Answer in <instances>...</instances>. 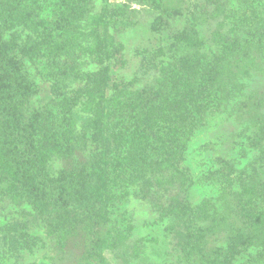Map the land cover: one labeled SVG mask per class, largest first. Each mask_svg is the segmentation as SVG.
I'll return each instance as SVG.
<instances>
[{"label": "rangeland", "instance_id": "1", "mask_svg": "<svg viewBox=\"0 0 264 264\" xmlns=\"http://www.w3.org/2000/svg\"><path fill=\"white\" fill-rule=\"evenodd\" d=\"M30 1L0 0L7 8L15 2L17 9L28 4L25 10L22 7V13L33 22L18 23L13 14L11 27L9 18L0 16V58L13 62L22 80L25 100L20 106L24 119L21 127L27 124L41 128L48 113L53 112L51 126L66 132L61 146L49 144L53 153L44 169L65 194L79 185L87 192L96 184L91 168L102 152V141L90 127L93 111L86 104L89 90L97 83L92 78L102 67L110 69L108 87L104 88L106 99L117 90L136 94L162 82L161 66L174 54L169 48L180 55L189 51L185 50L188 45L183 35L190 22L195 30H201L204 41L199 51L213 63L225 58L221 44L212 42L219 20L235 11H251L241 0H157L156 4L152 0H91L98 19L104 10L113 11L114 16L97 30L116 42L111 47L113 57L100 64L90 53L75 49L70 30L56 29L64 19L61 1ZM224 9L228 12L223 13ZM123 11L129 20L123 17ZM228 21L220 29L223 32L229 27ZM230 22L237 26L233 19ZM60 35L67 36L68 48H63ZM79 42L84 43L81 39ZM237 58L234 55L229 62ZM240 59V65L232 62L236 90L231 91L232 97H228L227 90L217 99L219 109L192 139L187 160L179 169L158 170L143 182L116 187L111 194L115 207L107 209L105 215L100 200L93 206L92 198H76L73 206L67 205L72 211L69 223L73 227L67 228L64 245L60 243L64 236L51 233L38 209L40 198L24 181L23 173L31 167L27 147L31 135L25 129L18 130L10 142L12 156L5 159L18 172L16 178L4 174L10 168L0 161V264H188L190 234L186 220L177 214L203 203L205 198L215 202L216 207H209L211 215L199 221L209 229V235L202 256L198 251L190 252V264L200 258L210 263L208 252L227 248L235 250L230 251L224 264H264V232L253 233L242 221L237 222L227 206H237L244 181L255 186L253 207L264 209V46ZM61 101L66 105L63 110L58 108ZM3 113L0 111L1 116ZM3 117L2 122L8 120ZM216 171L229 175L230 183L215 179L211 174ZM105 199L101 196L102 202ZM233 229L237 239L231 242L228 237ZM122 233L123 239L119 236ZM97 246L102 247L101 259L93 255Z\"/></svg>", "mask_w": 264, "mask_h": 264}, {"label": "trees", "instance_id": "2", "mask_svg": "<svg viewBox=\"0 0 264 264\" xmlns=\"http://www.w3.org/2000/svg\"><path fill=\"white\" fill-rule=\"evenodd\" d=\"M59 1H61V12L63 11L64 19L63 24L56 25V29L70 30L71 40L78 52L90 53L96 57L100 64L111 59L114 55V50L111 47L116 42L112 37L99 35L97 30L99 26H104L108 17L114 18L113 11H102L103 13L98 19V15L94 14L92 10L91 0H57V2ZM152 1L157 3V0ZM241 2L245 3V7L250 8L251 11L248 13L245 10L240 14L235 11L230 17V14H225L217 24L218 29L213 33L212 42L221 44L222 56L225 57L223 59L209 63L198 49L200 42L204 41L200 36L201 30H195L190 22L183 35L188 45L185 50L189 51L181 52L182 55H180L173 47L169 48V53L174 52V54L168 56L170 61L165 66H161L163 80L158 85H152L136 94L127 90H117L112 98L106 99L104 88L108 87L106 80L110 78V69L101 66L97 75L92 78L97 83L89 90L88 103L86 104L87 108L93 111L90 127L97 131L96 133L102 141V152L98 157H95L91 168L96 184L90 187L87 192L78 188L82 187L79 185L77 188L69 190L71 195L62 192L63 195L58 183L45 173L46 160L53 153V148L49 144L57 143L61 146L66 132L56 131V128L51 126L50 118L53 112L48 113L49 116L41 128L27 124H23L24 126L21 127L24 119L20 106L25 100L22 80L14 63L6 62L0 58V111L6 112L0 117H8V120L6 119L7 121L4 122L0 119V161L1 163L5 161L2 165L10 168L4 174H7V177L12 174L11 178L13 179L14 176L16 178L18 172L9 164L10 161L7 163L6 160L8 161L12 156L9 150L12 136L17 135L18 130L25 129L24 131L31 135L27 142L28 162L31 167L23 173V178L37 199L40 198L37 203L38 209L49 223L51 233L61 238L64 236L60 242L61 245H64L66 241L67 228L73 227L69 223L72 211L67 205H74L73 201L76 198L77 200L81 199V196L82 198L84 196L92 198L93 206L100 200V204L104 206L103 213L105 215L107 209L109 211L115 207L114 196L111 195L114 192L113 189L119 186L125 187L130 183L143 182L150 175L159 172L158 170L176 171L179 169L178 166L187 160L186 157L193 146L192 139L204 130L209 117L215 115L216 110L219 109L217 99L221 95L223 96L227 90L229 91L228 97H232L231 91L236 90L233 84V81L236 80L235 64L240 65V58L243 54L248 58L251 50L254 48L259 50L264 46V2L262 0H241ZM11 4L7 8L4 2H0V16L8 17L7 21L11 27L15 20V18L12 19L13 14H15L18 23L32 25L33 22L29 21L22 13V7L25 10L28 4H21L20 9L16 8V2ZM258 5H261L262 8H258ZM222 9L223 6L219 8L220 11ZM227 12L228 10H223V13ZM201 15L202 11L199 18ZM123 17L129 20L130 16L126 11H123ZM227 18L229 27L223 32L220 29L227 25ZM230 19L236 21L237 26L234 27ZM66 37V35H60L64 49L69 46ZM78 39H81L85 44L78 43ZM159 51L161 52V49ZM234 55L238 56L236 60H231L235 64L229 62L230 57L234 58ZM73 62L75 63V60ZM97 99L98 101H96ZM90 101L93 102L89 103ZM64 107H66L64 104L58 106L61 110ZM13 117L16 118H14L15 121H11ZM12 123L20 125H12ZM33 127L34 129H32ZM52 131L54 134H50ZM35 133L37 134L35 135ZM158 163L161 165L159 166ZM151 167L154 168L150 170ZM211 175L215 179L218 178L220 182L230 183L231 181L228 179L229 175L219 171L213 172ZM17 179L19 180V177ZM242 184L243 193L238 195L242 198L238 197L237 206L227 203L228 209L232 215L236 216L237 222L242 221L253 233L259 230L264 232V209L259 210L257 207H253L256 203L251 200L252 193H255L253 192L255 186L244 181ZM66 188L68 189V187ZM261 190L264 193V184ZM124 193L127 192L122 191V194ZM101 196H106L104 202H102ZM87 204L90 203H85V205ZM209 207L215 208L216 203L205 198L203 203L191 209L185 208V211L177 214L178 217L186 220L185 224L190 234L186 256L188 264H190V252L198 251L200 256L204 254L209 229L199 221H203L211 215ZM184 214L186 216L182 217ZM222 221L224 222L223 218ZM119 236L124 238L123 233ZM236 239V231L233 229L228 240L233 242ZM234 250L235 248H227L210 251L208 252V256L212 260L210 263H206L203 258H200L194 264H224L230 251ZM217 251L220 252L219 255H216ZM93 255L96 259H101L102 247H94Z\"/></svg>", "mask_w": 264, "mask_h": 264}]
</instances>
